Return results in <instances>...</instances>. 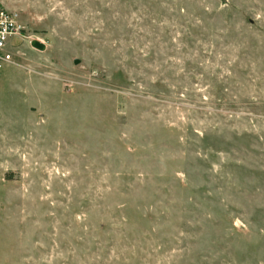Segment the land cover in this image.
Wrapping results in <instances>:
<instances>
[{
	"label": "rangeland",
	"instance_id": "374dc122",
	"mask_svg": "<svg viewBox=\"0 0 264 264\" xmlns=\"http://www.w3.org/2000/svg\"><path fill=\"white\" fill-rule=\"evenodd\" d=\"M0 6V264H264V0Z\"/></svg>",
	"mask_w": 264,
	"mask_h": 264
},
{
	"label": "built area",
	"instance_id": "2783aa9c",
	"mask_svg": "<svg viewBox=\"0 0 264 264\" xmlns=\"http://www.w3.org/2000/svg\"><path fill=\"white\" fill-rule=\"evenodd\" d=\"M20 32L15 16L0 6V69L12 61L16 46L13 39L20 40Z\"/></svg>",
	"mask_w": 264,
	"mask_h": 264
}]
</instances>
